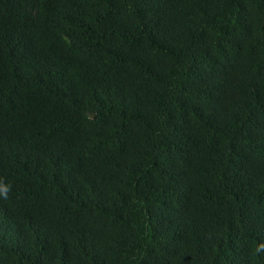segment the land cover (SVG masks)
<instances>
[{
	"label": "trees",
	"instance_id": "16d2710c",
	"mask_svg": "<svg viewBox=\"0 0 264 264\" xmlns=\"http://www.w3.org/2000/svg\"><path fill=\"white\" fill-rule=\"evenodd\" d=\"M0 183V264H264V0H0Z\"/></svg>",
	"mask_w": 264,
	"mask_h": 264
},
{
	"label": "clouds",
	"instance_id": "9594fccd",
	"mask_svg": "<svg viewBox=\"0 0 264 264\" xmlns=\"http://www.w3.org/2000/svg\"><path fill=\"white\" fill-rule=\"evenodd\" d=\"M10 191H11V186L10 185L0 183V198L8 199ZM259 247L264 248V245H260Z\"/></svg>",
	"mask_w": 264,
	"mask_h": 264
}]
</instances>
